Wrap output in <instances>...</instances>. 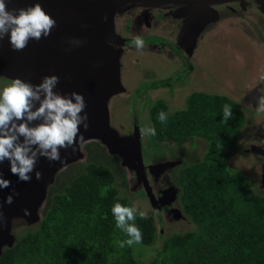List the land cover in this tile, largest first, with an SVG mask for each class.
<instances>
[{
  "label": "trees",
  "instance_id": "16d2710c",
  "mask_svg": "<svg viewBox=\"0 0 264 264\" xmlns=\"http://www.w3.org/2000/svg\"><path fill=\"white\" fill-rule=\"evenodd\" d=\"M166 83L154 81L151 88ZM186 100L185 108L171 110L167 99H156L149 109L156 135L149 137L179 146L191 138L206 140L203 157L184 163L176 181L179 208L195 229L164 238L161 214L141 219L137 212L139 244L147 246L146 253L138 256L135 244L121 248L119 242L129 237L116 227L112 207H133L132 202L120 196L117 169L88 159L62 190L51 186L40 221L4 248L0 264H264V194L228 165L229 148L238 144L247 120L245 112L226 94L194 91ZM225 104L233 112L227 122L222 119ZM162 111L165 123L158 120ZM158 238L162 244L150 258L147 252Z\"/></svg>",
  "mask_w": 264,
  "mask_h": 264
},
{
  "label": "water",
  "instance_id": "95a60500",
  "mask_svg": "<svg viewBox=\"0 0 264 264\" xmlns=\"http://www.w3.org/2000/svg\"><path fill=\"white\" fill-rule=\"evenodd\" d=\"M179 2L189 4L190 8L201 4L210 6V0H6L9 11L40 3L56 21V26L48 37L38 41L30 39L22 51L12 49L8 36L0 40V76L39 84L45 76L59 77L54 91L66 96L72 92L83 95L88 128L85 130L80 125L77 140L80 134L83 140L76 144L75 151L72 148L60 149V161L39 157L30 173V181H21L13 175L7 160L0 164V177L11 182L10 187L0 188V256L5 247H12L17 242L18 238L13 233L16 220L23 219L28 224L40 221L41 207L58 172L82 159L85 156L82 144L90 140L100 141L111 155L121 159L122 166L135 172L156 210L171 206L177 200L179 190L175 185L165 188L158 197L150 184L148 172L158 179L178 162L145 164L140 127L137 125L128 136L119 134L109 122V102L113 96L126 90L121 77V54L128 38L117 32L116 15L132 3ZM41 122L33 121L30 126ZM260 148L252 145L247 151L259 152ZM36 171L42 174L39 180L36 179ZM9 195L13 196L11 204L6 203ZM171 212L176 218L184 215L177 207L171 208Z\"/></svg>",
  "mask_w": 264,
  "mask_h": 264
},
{
  "label": "rangeland",
  "instance_id": "374dc122",
  "mask_svg": "<svg viewBox=\"0 0 264 264\" xmlns=\"http://www.w3.org/2000/svg\"><path fill=\"white\" fill-rule=\"evenodd\" d=\"M153 9L157 11L155 10L157 8ZM127 12V9L119 12L116 15L117 21L115 18L116 30L122 36L132 38L139 36L142 38L148 34L161 33L160 27L156 25V20L152 21L155 25L154 28L144 33H130L125 27L127 24L124 22ZM175 31L178 32L179 28L177 27ZM216 33H219L222 38H215L211 42L205 41L201 44L199 54L193 56L190 61L193 67L196 68L191 78L186 79V76H182L185 79L181 81L182 83L178 81L180 76H177L183 75L182 66L177 55L169 53V47L166 48V53H159L157 49L146 46V44H144L143 49L139 50L134 44L132 46L124 45L121 54V77L126 90L113 96L110 100L109 122L119 134L128 136L133 133L137 125L140 130L152 126L149 109L152 103L160 97L167 99L170 109L175 110L185 108L187 97L194 91L226 94L240 103L247 119L238 144L229 148L231 160L228 165L233 172L244 173L251 180L255 192L264 194V186L261 188L258 186L260 175L258 160L252 152L247 153L246 151L249 144L253 143L251 140H254V137L257 136L256 132L260 128L261 119L263 120L262 128L264 132V111L261 109L255 110L251 104H246L244 101L246 93L258 87L264 78V43L257 42L249 35H243L234 27H218L214 34ZM153 36L143 38L150 37L157 42L165 40L162 37ZM224 36L225 38H223ZM154 81L167 83L161 87L151 88V83ZM13 82L12 79L0 76V92ZM30 84L38 85L39 83L30 81ZM148 88H151V90H147ZM142 147L144 162L147 165L167 161L178 162V165L166 169L158 177V182L154 179L156 177L148 172V179L157 195L159 189L172 182H174L173 185L177 186L178 172L184 163H191L203 157L206 140L202 137L191 138L179 146L171 141H155L150 139L149 135L142 134ZM82 149L85 155L82 159L59 171L60 175L56 176L52 184L55 191L62 190L70 177L81 171L90 159L97 163L111 165L117 169L115 171L116 184L119 186L120 196L128 197L133 207L138 209V212L143 211L146 214H153L157 219L161 214L164 220L161 223L160 231L164 233V238L177 231L184 232L195 229L193 222L185 215L176 218L171 210H169V214L168 211L165 214L163 210L160 212L156 210L142 183L138 181L135 172L122 166L121 159L118 156L111 155L100 141H87L82 144ZM47 201L48 198L41 207V214ZM172 206L180 207L179 196ZM34 225L28 224L23 219L16 220L13 225V233L18 237L27 229L33 228ZM161 244L162 238H158L152 246L153 248H149L147 253L150 258L156 254V248L160 247ZM134 247L138 256L143 255L144 252L146 253L147 246L135 244ZM141 260L144 262L149 261L144 256Z\"/></svg>",
  "mask_w": 264,
  "mask_h": 264
},
{
  "label": "clouds",
  "instance_id": "9594fccd",
  "mask_svg": "<svg viewBox=\"0 0 264 264\" xmlns=\"http://www.w3.org/2000/svg\"><path fill=\"white\" fill-rule=\"evenodd\" d=\"M55 26L56 21L43 10L40 3L9 11L6 0H0V40L8 36L15 51L26 48L30 39L38 41L48 37ZM133 43L138 50L144 47V41L140 37ZM58 82L59 77L55 75L45 76L38 85L17 78L0 92V164L7 160L11 173L21 181L31 180L30 173L34 171L39 157L60 161V149L72 148L75 151L76 144L83 140L82 134L77 140L80 125L85 130L88 128L83 95L72 92L66 96L54 91ZM260 99L264 101V97ZM232 116L231 106L225 104L223 121L227 122ZM158 120L165 123L167 114L160 112ZM33 121L42 122L30 126ZM141 133L156 135L153 127L143 128ZM35 176L39 180L42 174L36 171ZM10 185L9 180L0 177V188H8ZM12 202L13 196L9 195L6 203ZM137 212V208L120 203L112 207L116 227L129 237L119 242L121 248L142 242V233L135 225ZM139 216L141 219L147 218L143 211L139 212Z\"/></svg>",
  "mask_w": 264,
  "mask_h": 264
},
{
  "label": "flooded vegetation",
  "instance_id": "af4514ba",
  "mask_svg": "<svg viewBox=\"0 0 264 264\" xmlns=\"http://www.w3.org/2000/svg\"><path fill=\"white\" fill-rule=\"evenodd\" d=\"M153 8H157L155 9L157 11H154ZM127 10L128 14L124 22L127 24L125 27L130 33H144L154 28L153 26L155 25H153L152 21L156 20V25L160 27L161 33L145 36L154 35L153 37H162L165 40L157 42L155 39L152 40L150 37L143 38L145 37L143 36L144 44L157 49L159 53H166V48L169 47V53L177 55L183 74L177 75L180 76L178 78L179 82L185 80L182 76H186V79L191 78L196 67H193L190 61L193 56L199 54L201 44L205 43V41L211 42L215 38H222L219 33L214 34L218 27H234L243 35H249L250 38L257 42L264 43V0H210L209 7L201 4L194 5L193 8H190L189 4L180 2L155 5L134 3ZM177 27L179 28L178 32L175 31ZM126 38H128L126 44L129 46H132L134 44L133 41L136 39L134 37ZM263 82L264 78L258 87L251 92L248 91L244 96L245 103L251 104L255 110L261 109L264 111V101L260 99L264 97ZM262 122L263 120L261 119L260 128L256 132L257 136L254 137V140H251L253 143L249 144L248 148L250 149L252 145H257L261 147V150L259 152L246 150L247 153L252 152L256 160H258L260 166L259 188L264 186V132ZM154 179L158 182L157 178ZM169 186L170 184L159 189L158 197ZM171 208H173L172 205L164 206L159 211L163 210L165 214L168 211L169 214Z\"/></svg>",
  "mask_w": 264,
  "mask_h": 264
}]
</instances>
